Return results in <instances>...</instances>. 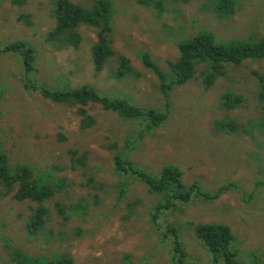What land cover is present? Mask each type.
Wrapping results in <instances>:
<instances>
[{
    "label": "rangeland",
    "instance_id": "374dc122",
    "mask_svg": "<svg viewBox=\"0 0 264 264\" xmlns=\"http://www.w3.org/2000/svg\"><path fill=\"white\" fill-rule=\"evenodd\" d=\"M72 1L88 7L95 2ZM110 1L116 55L100 72L91 57L95 26H80L78 46L57 49L46 42L56 24L55 0H0V49L20 39L36 46L31 78L39 85L89 84L100 94L163 110L160 79L143 65L139 52L149 51L169 72L168 62L179 56L177 39L201 27L220 41L264 37V0H246L233 16L221 18L202 8L207 0H160L162 9L147 0ZM122 55L134 70L118 78ZM258 74H264V58L227 65L209 87L199 77L176 85L170 89L169 119L149 130L97 102L83 106L45 97L27 87L18 54L0 51V147L13 165L39 171L56 166L68 184L47 201L46 228L32 239L24 225L35 204L12 194L0 198V264H19L11 254L14 248L34 255L69 254L73 264H174L173 244L162 242L161 235L169 226L180 231L191 257L209 264L212 255L195 233L202 222L232 228L240 264H256L255 253L264 264V102ZM228 93L240 101L224 105ZM228 119L235 121L234 128H218ZM130 138L137 147L127 145ZM117 153L154 174L166 164L178 166L187 186L197 182L211 193L230 188L213 201L195 196L177 202L154 221L152 210L162 196L139 180L120 193L118 181L124 178L114 168ZM79 157L85 159L79 163Z\"/></svg>",
    "mask_w": 264,
    "mask_h": 264
},
{
    "label": "trees",
    "instance_id": "16d2710c",
    "mask_svg": "<svg viewBox=\"0 0 264 264\" xmlns=\"http://www.w3.org/2000/svg\"><path fill=\"white\" fill-rule=\"evenodd\" d=\"M189 1V0H183ZM246 0H207L202 8L214 13L217 18L234 15L242 7ZM154 3L156 8L162 9L160 0H147ZM113 5L110 0H95L90 7L72 0H55L56 24L46 36V42L54 48L63 49L70 45H79V28L88 24L97 29V40L91 48L97 72L103 70L106 62L116 55L113 50ZM179 49L178 59L168 62L170 71H163L151 57L147 50L139 52V58L143 65L153 71L160 79L161 91L166 100L164 109L140 106L125 97L108 96L100 94L89 84L73 87H51L46 83L39 85L31 78V72L36 70V57L38 50L28 40L20 39L5 44L0 51L17 53L21 66L25 72L27 87L38 88L47 98L57 102L80 103L83 106L89 102H97L107 110H112L126 119L140 120L149 130L164 123L170 117V89L176 85L184 84L195 77H199L206 86H212L219 76L224 74L225 67L229 64H239L248 59L264 58V37L249 39L218 40L217 36L208 28L201 27L188 37L177 39ZM134 68L126 56H120V62L115 75L122 78ZM136 73V72H134ZM259 84V97L264 102V74L257 75ZM240 98H234L230 93L224 94L222 103L232 106L239 102ZM82 113L85 109H80ZM234 120L228 119L225 123L220 121L218 128H234ZM84 119L82 126L88 125ZM144 131H139V137ZM136 141V139L134 138ZM127 145L137 147L130 138ZM85 157H79V163ZM115 171L124 179L118 181L120 193L125 194L132 180L144 183L150 192L159 194L161 200L152 210V218L157 221L160 215L170 209L177 202H190L195 196L204 200L218 199L223 191L230 188L220 186L217 191L208 192L195 182L187 186L183 180L182 170L173 164L164 165L157 174L124 158L117 153L114 157ZM56 166L39 171L31 166L13 165L9 162V155L0 147V198L10 194L18 201L29 200L35 205L30 207L25 223V231L28 239L38 237L46 228L49 216L47 201L57 192L66 190L67 179L59 176ZM121 173V174H119ZM90 182L94 179L91 177ZM59 203V202H57ZM61 204V203H60ZM63 205V204H62ZM85 210L86 205L83 206ZM195 233L202 244L209 251L211 261L209 264H240L237 246V235L232 228L220 222H202L195 225ZM162 242L171 241L173 244L174 264H206L201 258L191 257L184 248L180 231L174 226L165 229ZM10 246V245H9ZM19 264H73V258L69 254L34 255L14 248L11 251ZM255 263L259 264V257L254 254Z\"/></svg>",
    "mask_w": 264,
    "mask_h": 264
}]
</instances>
